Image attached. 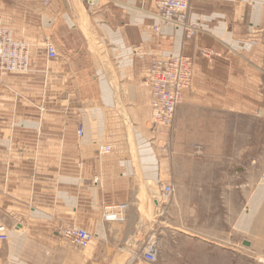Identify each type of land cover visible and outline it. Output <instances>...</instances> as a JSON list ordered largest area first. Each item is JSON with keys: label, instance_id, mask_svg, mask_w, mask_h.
Returning <instances> with one entry per match:
<instances>
[{"label": "crops", "instance_id": "obj_1", "mask_svg": "<svg viewBox=\"0 0 264 264\" xmlns=\"http://www.w3.org/2000/svg\"><path fill=\"white\" fill-rule=\"evenodd\" d=\"M100 2L90 9L81 0L0 1V18L15 40L31 37L42 43L48 38L59 53L58 60L47 62L31 47V71L0 78V218L10 228L9 242L1 249L6 264H32L40 254L41 264H94V258L101 264L116 262L122 258L119 246L141 229L157 232L158 211L141 225L143 186L173 179L177 170L183 180L175 203L165 208L172 227L179 228L176 204L182 206V218L191 221L198 219L191 215L198 206L216 198L229 205V213L235 205L230 229L237 230L240 191L249 195L248 217L264 216L263 137L250 139V147L262 150L261 159L251 163L261 174L253 182L246 175L251 188H238V167L230 173L229 186H220L227 180L221 176L226 131L231 160L239 125L248 122L264 132V0H191L188 21L200 30L192 41L173 27L164 28L160 40L155 37L154 0ZM80 6L96 24L87 33ZM26 14L36 16V26L28 24ZM202 48L221 56L210 61ZM159 54L194 60L192 86L177 110L173 137L165 141L167 151L179 157L166 159L164 173L152 157V139L144 147L140 141L150 118L147 71ZM96 141L113 142L115 151L99 159ZM195 145L203 147L204 158L193 160ZM107 212L120 217L107 222ZM70 226L98 237L92 253L63 242L59 233Z\"/></svg>", "mask_w": 264, "mask_h": 264}, {"label": "rangeland", "instance_id": "obj_2", "mask_svg": "<svg viewBox=\"0 0 264 264\" xmlns=\"http://www.w3.org/2000/svg\"><path fill=\"white\" fill-rule=\"evenodd\" d=\"M22 6L26 7L27 3L25 4L24 2ZM4 9H6V6ZM81 9L85 15V19L87 20L85 23L84 21L81 22V28L82 31L87 33V28L95 27L96 24L95 21L92 20V15H90L91 13L88 9L87 12H89V14L84 11L83 7H81ZM26 16L27 21L29 22L28 24L36 26V16L30 14H26ZM47 40L48 38H46V41ZM46 41L41 43V40L38 41L37 39H32L31 37H29L28 40H25V42L30 44L31 47H34L35 50L38 49V51H36L38 59L45 56V59L47 60L46 51L44 49ZM47 62L54 61L47 60ZM143 82L146 83L145 78L143 79ZM146 86L144 85V87ZM145 89L146 88H142V91L145 92ZM230 119H233V117H230L229 121ZM145 126L146 130L141 132V144L144 147L149 144L148 141L152 139L151 143H154L156 146V148L155 146H152L154 147L152 157H154V159L158 162L157 167H159L161 162L164 173L167 162L166 159H170L174 156V154V157H179L176 156L179 153L167 151V146H165L167 142L165 141H168L170 136L166 130L162 129L153 132L150 126V118H148V121L145 122ZM228 132L229 131L227 130L224 136L226 140L225 142L223 141L226 145L225 149H223V154H226V157H223L221 163V176L223 175L224 177V174H226L227 180L222 181L220 186H229L228 179L230 177V173L232 174L231 176H233V169L238 167L241 168L240 170L242 172V174H238V188H251V182L246 179V175L249 176L251 174L253 182L256 175L258 176L261 174L259 166L251 163L253 160L261 159L262 150H255L254 147H250L249 145H251L252 142L250 139L253 140L256 136L264 138V132H256L255 126L248 122L239 125L238 140L235 151L236 155L232 160L229 159L228 156V154H230V142L227 136ZM96 142L99 143L98 141ZM102 144L99 143L97 145V152ZM109 144L114 146L113 142H109ZM195 146H193V150ZM205 156L206 153L204 151L202 156L194 155L195 158H193V160H198L204 158ZM250 159L251 161H248ZM163 177L166 178L165 174ZM182 180L183 177L181 170H177L173 179H171V177L167 180L163 178L155 183H149L148 186H143L142 190L145 195V199L142 200L140 207V214L143 217L141 225L144 227L145 221H147V224L153 221L152 216H154V211H158L159 216L157 219V232H155V227L152 232L148 226L147 229H141L139 235H136L130 243L119 246L116 252L122 255V258L116 262H112V264H264V216L261 213L257 219H251V217H248L250 215L249 212L251 211V207L249 205L246 207V201L249 195L246 196L244 192H238V196L236 197V209L238 215L237 230L232 228L230 229V223L231 225L233 224V210H235L233 209V206L235 205H232V212L229 213V205H220L216 198H212L211 203H203L198 206L197 211L191 213L192 216L198 215V219L191 221L182 218V206L176 204L174 206V215L178 219L179 228L172 227L171 223H167L165 208L168 205L175 203L177 187ZM166 184H171L174 187L173 199L170 202H162L160 199V206L156 207L153 199L156 196L159 197L158 194L160 193L162 186ZM186 207H188L187 204ZM185 210V216H188L189 212L187 209ZM230 214L232 215V221L228 219ZM218 217L220 220H218ZM63 230H61V232ZM210 230H215L216 234L209 233ZM61 238L66 245L72 246L62 235ZM94 238L93 245L98 237L94 235ZM244 240L253 242V244L251 243L250 248H246L242 245ZM150 244L154 246V250L157 254L155 263H148L143 259L144 253L149 248ZM80 251L83 253H92L94 250L92 246L86 251ZM98 261L99 259L94 258V264H101ZM0 264H6L5 259H3L1 255ZM13 264L19 263L15 262ZM32 264H41V254L39 258L37 257L34 261H32Z\"/></svg>", "mask_w": 264, "mask_h": 264}, {"label": "built area", "instance_id": "obj_3", "mask_svg": "<svg viewBox=\"0 0 264 264\" xmlns=\"http://www.w3.org/2000/svg\"><path fill=\"white\" fill-rule=\"evenodd\" d=\"M67 1V0H63ZM87 7L94 8L100 4V0H81ZM191 0H154L158 11V24L152 26V31L157 39L162 38L164 28L173 27L182 30L186 41L195 40L200 32L199 28L188 21ZM47 5L48 2H45ZM44 49L48 61L59 59V53L54 42L47 40ZM31 46L26 42L17 41L14 32L6 27L0 18V78L18 74L25 75L31 71ZM201 55L212 60L221 56L210 48L200 49ZM137 55L144 54L139 51ZM147 87L150 92V126L151 130H166L169 134V142L173 137L174 121L178 108L184 102V94L192 86L194 77V60L184 55H156L153 56L147 71ZM79 139L84 137V130L79 127L77 131ZM115 147L109 143H103L98 150L99 159L111 155ZM202 146L194 147V155L202 156ZM159 197H154L156 207L162 202H170L174 196V187L171 184L162 186ZM107 210L109 208H106ZM120 217L118 212L105 213V220L117 221ZM10 228L0 218V255L2 246L9 242ZM59 235L63 236L72 246L86 251L93 246L94 235L84 228L70 226L65 228ZM156 251L150 244L145 251L143 259L148 263L156 262Z\"/></svg>", "mask_w": 264, "mask_h": 264}, {"label": "water", "instance_id": "obj_4", "mask_svg": "<svg viewBox=\"0 0 264 264\" xmlns=\"http://www.w3.org/2000/svg\"><path fill=\"white\" fill-rule=\"evenodd\" d=\"M242 245H243L244 247H246V248H250V247H251V242L248 241V240H244V241L242 242Z\"/></svg>", "mask_w": 264, "mask_h": 264}]
</instances>
